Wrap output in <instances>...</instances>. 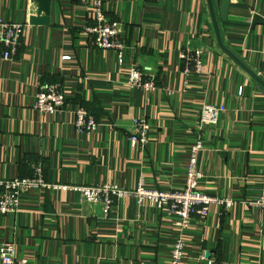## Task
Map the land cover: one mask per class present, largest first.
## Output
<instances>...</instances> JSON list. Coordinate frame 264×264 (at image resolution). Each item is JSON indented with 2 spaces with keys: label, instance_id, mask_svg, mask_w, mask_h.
Instances as JSON below:
<instances>
[{
  "label": "crops",
  "instance_id": "crops-1",
  "mask_svg": "<svg viewBox=\"0 0 264 264\" xmlns=\"http://www.w3.org/2000/svg\"><path fill=\"white\" fill-rule=\"evenodd\" d=\"M97 1L53 0L50 23L32 25L38 2L0 0V19L26 23L11 59L0 43V179L31 177L40 164L53 185L133 190L143 180L181 188L200 107L215 105L220 121L203 131L199 189L234 205H214L206 219L191 221L181 264H264V207L249 204L264 189V89L218 47L206 0H101L123 27L121 62L84 31L95 23ZM256 13L264 18V0H231L221 29L228 48L264 79V24L254 23ZM186 46L202 49L205 63L189 78L180 59ZM134 64L155 79V92L126 83ZM45 83L62 85L63 111L34 106ZM78 107L99 122L92 134L77 131ZM137 118L149 124L144 149L129 140ZM180 232L177 217L148 200L114 198L105 217L100 203L72 189H29L17 213L0 215V247L14 243L23 264H170Z\"/></svg>",
  "mask_w": 264,
  "mask_h": 264
},
{
  "label": "built area",
  "instance_id": "built-area-1",
  "mask_svg": "<svg viewBox=\"0 0 264 264\" xmlns=\"http://www.w3.org/2000/svg\"><path fill=\"white\" fill-rule=\"evenodd\" d=\"M96 20L93 24L84 27L89 37V42L99 49L115 50L118 53L119 61L124 58L126 43L123 38V27L118 21L110 20L104 12L103 2L98 0L94 6ZM26 23L7 21L0 19V43L5 47L4 58L11 59L18 50ZM69 59V56L65 57ZM182 72L186 78L192 74L204 72L203 50L192 49L186 46L180 52ZM143 71L137 64L131 66L126 83L131 88H140L148 93L155 92L158 85L154 78L144 77ZM169 90V89H168ZM171 93L172 91L169 90ZM66 94L61 84L45 83L36 93L34 106L42 112L54 114L64 110ZM221 109L211 104H203L200 107V119L197 125L195 142L190 146L185 184L181 188L158 189L148 187L142 180L135 189H128L115 183H104L100 185H53L44 179L42 165L35 167V173L31 177H14L0 179V215L17 213L20 210L21 199L29 189L37 187L72 189L80 192L82 199L87 203H100L103 215L110 214L114 198H126L135 196L138 202L144 199L150 201L164 215H175L177 225L181 232L173 243L170 264H181L184 259L186 247L183 238V231L195 217L206 219L211 207L219 205L230 209L234 200L211 196L199 189V182L203 173L199 168V159L205 148L203 131L206 126L218 125ZM99 122L95 116L85 107H78L75 110V127L80 133L92 134L97 130ZM135 131L129 137L133 148L144 149L149 143V124L145 118H137L134 121ZM251 206L264 207V189L261 195L249 202ZM16 246L12 242L3 243L0 247V256L3 264H23L15 257ZM248 264V263H234Z\"/></svg>",
  "mask_w": 264,
  "mask_h": 264
},
{
  "label": "water",
  "instance_id": "water-1",
  "mask_svg": "<svg viewBox=\"0 0 264 264\" xmlns=\"http://www.w3.org/2000/svg\"><path fill=\"white\" fill-rule=\"evenodd\" d=\"M39 4L37 16H32L30 23L32 25L41 24L47 25L50 23V14L53 0H35ZM211 22L218 47L224 52L235 64L242 68L250 77H252L263 89L264 79L251 69L239 56H237L224 43L222 36L221 23L227 22L230 11L231 0H220L219 7L216 6L217 0H206ZM254 23L264 24V18L259 15H254Z\"/></svg>",
  "mask_w": 264,
  "mask_h": 264
}]
</instances>
